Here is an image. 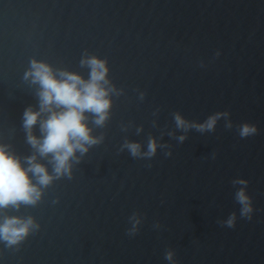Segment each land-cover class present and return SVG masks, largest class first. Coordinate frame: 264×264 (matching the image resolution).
I'll return each mask as SVG.
<instances>
[{"label":"water","instance_id":"obj_1","mask_svg":"<svg viewBox=\"0 0 264 264\" xmlns=\"http://www.w3.org/2000/svg\"><path fill=\"white\" fill-rule=\"evenodd\" d=\"M91 56L108 69V117L98 126L85 113L98 143L57 177L51 155L26 142L22 115L39 108V85L25 72L36 60L87 80ZM217 111L229 115L214 131L174 119ZM243 123L257 132L242 138ZM0 144L25 167L35 154L53 177H32L34 205L0 209V221L38 225L17 244L0 240V264H264V0H0Z\"/></svg>","mask_w":264,"mask_h":264},{"label":"clouds","instance_id":"obj_2","mask_svg":"<svg viewBox=\"0 0 264 264\" xmlns=\"http://www.w3.org/2000/svg\"><path fill=\"white\" fill-rule=\"evenodd\" d=\"M87 64L90 72L87 80L80 74L65 70L54 71L43 61L33 60L31 67L25 72V79L31 77L33 83L39 85V108L33 110L31 106L25 108L22 115V127L26 133V142L39 153L40 156L51 155V162L57 177L61 174L70 176L69 161L79 150L81 154L87 151L85 145L98 143V139L90 135L91 129L86 123L85 113L94 116V123L102 126L108 117L111 101L108 96L107 67L105 61L95 56L81 59V65ZM46 114V115H45ZM229 113L214 112L202 123H189L178 112L174 119L178 128H196L197 131H214L217 121L227 118ZM39 124L41 135L32 133L34 126ZM226 127H231L229 121ZM239 135L248 137L257 132L255 124L243 123L239 126ZM179 139L183 141L184 136ZM133 156L139 154L140 145L135 142H126ZM8 145L0 144V209L12 206L19 208L21 204L34 205L40 198V190L32 182L34 176L39 185L47 186L53 177L48 173L45 165L36 162V155L24 158L25 167L21 158L11 152ZM156 144L150 140L147 155L155 153ZM31 173V176L29 175ZM234 185H240L235 192V200L240 205L241 217L251 219L253 206L251 197L246 191L247 180L236 178ZM235 213L228 216L223 223L228 227L234 226ZM135 221L133 232L135 231ZM38 227L32 217L5 216L0 221V240L6 241L9 246L24 239L31 228ZM172 252L165 253V259L172 260Z\"/></svg>","mask_w":264,"mask_h":264}]
</instances>
